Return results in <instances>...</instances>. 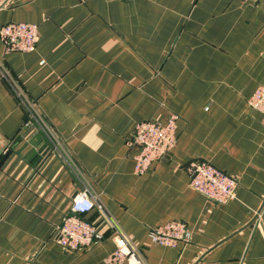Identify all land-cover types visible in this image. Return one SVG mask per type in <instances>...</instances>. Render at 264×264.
Wrapping results in <instances>:
<instances>
[{
	"label": "crops",
	"instance_id": "1",
	"mask_svg": "<svg viewBox=\"0 0 264 264\" xmlns=\"http://www.w3.org/2000/svg\"><path fill=\"white\" fill-rule=\"evenodd\" d=\"M11 21L39 38L30 52L0 40V264H107L116 230L147 264H264V124L248 103L264 84V0H3ZM16 83L39 124L24 125ZM171 113L173 147L137 174L135 124ZM193 159L236 177L235 196L191 188ZM82 190L104 236L67 250L56 232ZM175 219L190 242L153 243Z\"/></svg>",
	"mask_w": 264,
	"mask_h": 264
},
{
	"label": "built area",
	"instance_id": "2",
	"mask_svg": "<svg viewBox=\"0 0 264 264\" xmlns=\"http://www.w3.org/2000/svg\"><path fill=\"white\" fill-rule=\"evenodd\" d=\"M132 1V0H124ZM257 2L258 0H245ZM3 0H0V6ZM38 24L32 22H7L0 26V40L5 52H30L36 48L38 41ZM15 91L20 100L29 108L30 118L24 123L30 127L39 124V116L27 98L23 88L16 83ZM249 105L262 114L264 124V84L259 85L248 99ZM178 115L171 113L165 123L142 120L135 124L128 140L129 144L138 148L134 156V171L144 174L155 160L167 157L176 139V120ZM36 122V123H34ZM185 168L189 174L191 188L202 193L207 199L215 202H226L235 196L238 186L236 177L215 167L206 160H189ZM94 208L102 209V205L86 190L78 192L72 199L71 212L67 214L56 232L58 244L67 250L87 248L101 240L104 230L99 223L88 221L84 215ZM149 237L153 243L175 246L179 242L187 244L191 239V230L182 220H170L149 229ZM116 248L107 256V264H147L136 246L118 230L115 233Z\"/></svg>",
	"mask_w": 264,
	"mask_h": 264
}]
</instances>
